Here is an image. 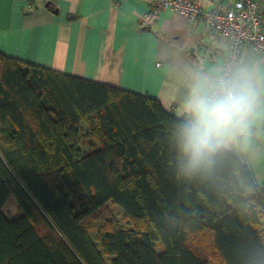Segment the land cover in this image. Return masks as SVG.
<instances>
[{"label": "trees", "instance_id": "16d2710c", "mask_svg": "<svg viewBox=\"0 0 264 264\" xmlns=\"http://www.w3.org/2000/svg\"><path fill=\"white\" fill-rule=\"evenodd\" d=\"M184 120L0 51V264H264V180L226 149L183 174Z\"/></svg>", "mask_w": 264, "mask_h": 264}, {"label": "crops", "instance_id": "0c3cea01", "mask_svg": "<svg viewBox=\"0 0 264 264\" xmlns=\"http://www.w3.org/2000/svg\"><path fill=\"white\" fill-rule=\"evenodd\" d=\"M212 10L232 0H198ZM264 29V0H258ZM50 3V4H48ZM150 0H0V51L58 72L147 94L176 117L198 74L215 76L227 40L211 37L205 21L161 8ZM143 21V22H142ZM159 63V64H158ZM264 80V53L241 50L232 73ZM241 152L255 182L264 180V119L253 126L252 146Z\"/></svg>", "mask_w": 264, "mask_h": 264}, {"label": "clouds", "instance_id": "9594fccd", "mask_svg": "<svg viewBox=\"0 0 264 264\" xmlns=\"http://www.w3.org/2000/svg\"><path fill=\"white\" fill-rule=\"evenodd\" d=\"M176 132L179 167L192 175L209 169L216 154L233 145L247 151L253 126L264 119V80L247 69L230 74H198Z\"/></svg>", "mask_w": 264, "mask_h": 264}, {"label": "built area", "instance_id": "2783aa9c", "mask_svg": "<svg viewBox=\"0 0 264 264\" xmlns=\"http://www.w3.org/2000/svg\"><path fill=\"white\" fill-rule=\"evenodd\" d=\"M161 8H170L191 19L200 17L211 37L227 40V53L219 74L232 73L244 47L264 53L263 17L258 0H232L228 5L220 4L204 12L198 0H150L148 15Z\"/></svg>", "mask_w": 264, "mask_h": 264}, {"label": "rangeland", "instance_id": "374dc122", "mask_svg": "<svg viewBox=\"0 0 264 264\" xmlns=\"http://www.w3.org/2000/svg\"><path fill=\"white\" fill-rule=\"evenodd\" d=\"M110 208L112 209V211L114 212L115 216L122 221V223L125 222V219L123 218L122 212L120 211L119 208H117L115 205H110ZM3 212L7 215V216H15L18 214L17 211V206L16 203L14 201L13 198H8L7 201L5 202L4 206H3Z\"/></svg>", "mask_w": 264, "mask_h": 264}]
</instances>
